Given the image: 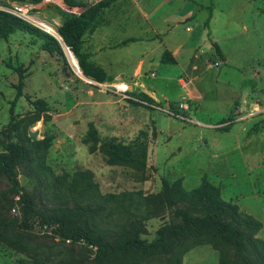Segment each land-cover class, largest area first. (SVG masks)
<instances>
[{
    "label": "rangeland",
    "instance_id": "1",
    "mask_svg": "<svg viewBox=\"0 0 264 264\" xmlns=\"http://www.w3.org/2000/svg\"><path fill=\"white\" fill-rule=\"evenodd\" d=\"M16 1L18 0H0V8L15 6ZM26 1L28 0L20 2ZM138 1L150 4L162 0ZM203 1V27L210 36L209 39L206 35L200 37L202 46L195 52L199 55L198 65L201 68V73L197 76L201 75V78L192 84V88H196L203 97L201 111L195 117L201 122H229L232 119L231 106L235 97L258 86L255 90L257 95L255 98L253 95L251 97L257 100L259 109L239 112L241 116L251 111H256V114L251 119L235 122L221 130L217 143H213V136L208 135L213 133L211 130L201 129L184 119L170 117L161 110L145 109L120 99L115 93L103 92L90 85L74 57L65 52V45H62L61 56L51 58L40 49L39 40L19 31L7 40L0 38V139L4 138L10 122V102L15 96L14 86L18 82L17 74L9 67L22 65L28 68V72L25 75L23 96L16 103L13 112L18 118H22L33 111L30 101L43 99L48 104L51 121L44 123L40 120L29 129V134L33 139L53 137L47 164L54 175H72L77 171L89 170L94 174V180L102 194L138 191L159 194L162 192L163 178L173 180L178 177L183 180V188L189 191L196 188L202 178H206L219 188L224 201L236 204L243 213L261 222L262 228L257 237L264 241V0ZM130 2L127 0L128 9H132ZM30 16L31 21L52 24L40 9H31ZM198 17L201 19L202 15ZM139 24L143 26L142 29H146L143 21H139ZM194 25V22L179 24L176 28L178 37L185 38L188 35L186 28ZM215 46L227 59L226 66L216 56ZM210 62L220 65L210 69ZM187 66L185 61L178 66L163 65L154 72V77L148 75L150 77L144 78L139 84L151 86V90L161 98L169 96L175 100L166 102L168 105H158L162 110H167L164 107H175L179 115L190 119L193 118V113L190 112L196 110V107L182 99L186 91L180 83L181 80L187 82L183 75L190 69L185 70ZM113 81L107 84L120 82L115 79ZM141 86L138 91H141ZM92 99L97 103L119 99L121 102L115 108H106L101 104L102 107L90 104ZM83 101L89 102L84 104ZM179 104L185 105L186 110H178ZM122 105L126 107L121 108ZM154 121L163 132L162 136L156 131ZM90 124L94 125L101 142L128 144L141 131L147 132L149 151L145 172L108 165L102 153H90L89 146L83 143ZM153 131L154 135L151 136ZM204 136L209 140V148L204 145ZM16 172L21 191L35 198L40 208L74 205V200L62 204V200L51 199V192L46 191L44 184L33 174L25 176L27 170L24 168L18 167ZM18 199L10 191L6 178L0 174V210L7 217L22 220ZM7 203H12L9 210L4 208ZM185 208L184 204L164 208L160 217L151 218L144 223L146 234H141L140 237L151 241L162 225L180 222L177 212ZM188 209L192 215L202 214L200 207ZM30 223L33 228L29 233L42 250H56L64 246L73 249L77 256L82 242L67 241L64 244L59 242L54 229L41 227L35 220H30ZM231 258V261L240 262L234 252L231 253ZM218 259L219 252L211 244L203 243L191 248L183 256L182 264H218ZM0 264L32 262L15 248L0 244ZM151 264H163V259L156 258Z\"/></svg>",
    "mask_w": 264,
    "mask_h": 264
},
{
    "label": "trees",
    "instance_id": "2",
    "mask_svg": "<svg viewBox=\"0 0 264 264\" xmlns=\"http://www.w3.org/2000/svg\"><path fill=\"white\" fill-rule=\"evenodd\" d=\"M41 1L29 2L36 4ZM114 1L101 0L88 5L63 0L69 7L79 6L85 10L79 16L69 14L63 19L55 30L60 42L33 24L0 10V38L7 40L15 32H22L39 40L40 49L51 57L61 56L62 45H65L86 78L100 84L112 83L113 79L100 66L90 62L83 44L85 35L99 24L104 11ZM215 50L220 55L217 46ZM161 62H172L167 52ZM9 68L17 74L18 82L10 102V122L4 132V140L0 139V174L9 183L10 191L19 198L17 203L23 219L7 217L0 210V244L25 254L32 264H151L159 257L163 259V264H182L183 256L203 243L211 244L219 252L218 264H264V241L257 237L262 228L261 222L243 213L236 204L224 201L219 188L206 178L189 191L183 188V180L178 177L173 180L163 178L159 194H144L141 191L102 194L94 174L89 170L72 175H54L47 164L53 137L33 139L29 134V129L40 120L44 123L51 121L48 104L43 99L30 101L33 111L18 118L13 111L23 96L28 68L22 65ZM132 95L140 101L157 105L144 93ZM130 102L154 111L151 107ZM11 136L13 139H10ZM148 138V133L141 131L128 144L101 142L94 125L90 124L83 143L89 146L90 153H102L108 165L145 172ZM18 167L27 170L25 176L33 174L44 184V189L52 194L51 199L62 200V204L74 200V205L40 208L35 198L21 191L16 172ZM7 204L5 210L12 206V203ZM179 204L187 208L178 210L180 222L162 225L151 241L140 237L146 234L144 223L147 220L160 217L164 208ZM189 207H200L202 214L192 215ZM30 220H35L41 227L54 229L59 242H82L77 256L73 249L64 246L56 250H42L29 233L33 228ZM232 252L236 253L240 262L230 260Z\"/></svg>",
    "mask_w": 264,
    "mask_h": 264
},
{
    "label": "crops",
    "instance_id": "3",
    "mask_svg": "<svg viewBox=\"0 0 264 264\" xmlns=\"http://www.w3.org/2000/svg\"><path fill=\"white\" fill-rule=\"evenodd\" d=\"M75 1L93 5L101 0ZM129 1H131L130 6H132V9L126 7L127 0L114 1L110 7L104 11L99 24L92 32L85 35L83 49L89 56L90 62L100 66L108 77L116 81L124 82L129 87V94L131 96H133L132 94L144 93L152 98L157 105H168L166 102H173L175 100L169 98V96H163V98H161L159 97L160 95L157 96V94L151 90V86L147 87L139 83L144 78H149L150 76L154 77V72L158 71L163 65L169 64L178 66L179 63L185 61V64H188L185 70L187 68L190 69L183 74L187 82L183 80L180 81L186 91L182 99L194 104L196 110L190 112L193 113V118H189L196 122L193 125L213 132L208 133V135L213 136V143H217L216 141L220 140V138L218 139L217 137L221 130L235 122L251 119L252 116L256 114V111H251L241 116L239 112L252 108L254 110H257V108L259 109L257 100L251 97L253 95L255 98L257 95L255 90L258 89V86H254L253 89L248 90L241 96L235 97L231 106L232 119L229 120V122H201L195 117V115H198L201 111L200 107L203 101V97L197 89L194 87L192 88V84L198 78H201V75L197 76V74L201 73V68L198 65L199 55L198 53L195 54V52L201 49L202 41L200 37L206 35L209 39L210 36L208 30L203 27L205 17L202 14L205 12V10L202 9V6L205 4L203 0H162L161 2H153L150 4H144L138 0ZM15 3L16 5L19 3H26L32 9H40V12L44 13L46 18L52 23L48 24L55 29L62 24L63 19L67 15L72 14L79 16L85 10L83 7L79 6L69 7L63 0H42L36 4L29 2V0L26 2L16 1ZM123 3H125V5H123ZM199 15H202L201 19H199ZM193 17H196V19H193ZM139 21H143L146 29H142L143 26L139 24ZM192 22H194L195 25L191 28H186L188 35L180 39L176 32L177 26L179 24L185 25L186 23ZM165 52L170 55L172 62H161V58ZM219 52L220 55L216 54V56L220 59L221 63L226 66L228 61L220 49ZM219 65L220 64L216 62H210L208 67L212 69ZM130 78L136 79V81ZM85 80L87 82L97 83L91 80ZM103 85L110 84L105 83ZM140 85H142V89L138 91ZM262 93L263 91L260 92V94ZM120 99L119 101H102V103L94 102V99H92L90 104L95 103L99 104L98 107H102L101 105H103L106 108H115L117 104L121 102ZM83 102L85 104V102L89 101ZM124 107L126 106L122 105L121 108ZM197 107H199V110ZM153 125L156 131L162 136L163 132L160 130L159 125L157 126L155 121ZM197 139L198 138H195L196 141H198ZM204 139L206 140L204 145L209 148L210 144L207 136H204Z\"/></svg>",
    "mask_w": 264,
    "mask_h": 264
},
{
    "label": "built area",
    "instance_id": "4",
    "mask_svg": "<svg viewBox=\"0 0 264 264\" xmlns=\"http://www.w3.org/2000/svg\"><path fill=\"white\" fill-rule=\"evenodd\" d=\"M32 8L27 5L26 3H19L15 6H12L10 8H0V10L4 11V12H7L21 20H24L26 22H29L31 24H33L34 26L38 27L39 29H41L42 31L52 35L53 37H55L59 42H60V38L58 36V34L56 33V29L53 28L50 24H46L45 22H40L39 20L35 21H31L30 19V10ZM45 25H49L52 29V32L50 31H47L46 28H45ZM65 52H67V54L69 56H71V51L65 46ZM91 85H94L96 87H98L99 89H101L102 91H110L112 93H115L117 95H119L122 99L124 100H130V101H133V102H137V103H140L141 105L143 106H148V107H151L152 109L154 110H161L163 112H165V114H167L168 116L170 117H176V118H180V119H184L185 121H188L189 123L191 124H195L196 122L191 120V119H185L183 116L179 115L178 114V111L176 110V108H170V107H164V108H167L166 109H163L160 108L158 105H153V104H148L146 103L145 101H140L138 100L137 98L131 96L129 94L130 92V89L129 87L124 83V82H117L115 84H112V85H103V84H100V83H92V82H89ZM178 110H182V109H185L186 110V107L185 105L183 104H179L178 107H177Z\"/></svg>",
    "mask_w": 264,
    "mask_h": 264
},
{
    "label": "bare ground",
    "instance_id": "5",
    "mask_svg": "<svg viewBox=\"0 0 264 264\" xmlns=\"http://www.w3.org/2000/svg\"><path fill=\"white\" fill-rule=\"evenodd\" d=\"M45 28H46L47 31L52 32V29L50 27H48V26L45 25Z\"/></svg>",
    "mask_w": 264,
    "mask_h": 264
}]
</instances>
